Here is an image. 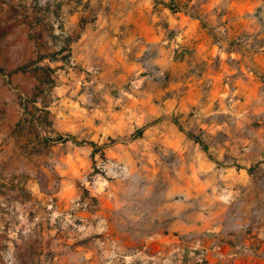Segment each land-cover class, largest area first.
<instances>
[{
	"label": "rangeland",
	"instance_id": "1",
	"mask_svg": "<svg viewBox=\"0 0 264 264\" xmlns=\"http://www.w3.org/2000/svg\"><path fill=\"white\" fill-rule=\"evenodd\" d=\"M0 264H264V0H0Z\"/></svg>",
	"mask_w": 264,
	"mask_h": 264
},
{
	"label": "trees",
	"instance_id": "2",
	"mask_svg": "<svg viewBox=\"0 0 264 264\" xmlns=\"http://www.w3.org/2000/svg\"><path fill=\"white\" fill-rule=\"evenodd\" d=\"M189 135L192 136L194 139H196V141L200 142L203 145L202 140L196 138V136H194V134L189 133ZM55 141H63V142H65V141H67V138L66 137H63V136H60V138H57ZM203 147H205V146H203Z\"/></svg>",
	"mask_w": 264,
	"mask_h": 264
}]
</instances>
